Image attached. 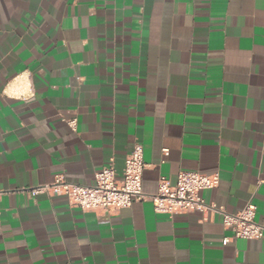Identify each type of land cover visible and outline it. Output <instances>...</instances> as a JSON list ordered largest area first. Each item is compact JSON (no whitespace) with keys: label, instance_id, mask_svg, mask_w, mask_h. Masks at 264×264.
I'll use <instances>...</instances> for the list:
<instances>
[{"label":"crops","instance_id":"crops-1","mask_svg":"<svg viewBox=\"0 0 264 264\" xmlns=\"http://www.w3.org/2000/svg\"><path fill=\"white\" fill-rule=\"evenodd\" d=\"M135 142L145 193L215 174L204 201L264 225V0H0V264H264L213 210L33 192L119 174Z\"/></svg>","mask_w":264,"mask_h":264},{"label":"built area","instance_id":"built-area-1","mask_svg":"<svg viewBox=\"0 0 264 264\" xmlns=\"http://www.w3.org/2000/svg\"><path fill=\"white\" fill-rule=\"evenodd\" d=\"M145 165L143 147L139 142H135L125 157L119 174L111 161L95 173L92 184L72 183L57 176L51 183L39 186L33 192L64 195L71 206L93 212L110 213L129 207L135 201L143 200H149L155 212L169 215L213 210L221 214L222 225L231 232V238H264V225L255 220V205L251 202H247L240 210L230 212L223 206L207 204L201 197L202 189L212 188L218 184L217 175L180 171L174 182L161 176L156 192L147 194L142 187ZM1 195L2 191L0 197Z\"/></svg>","mask_w":264,"mask_h":264}]
</instances>
